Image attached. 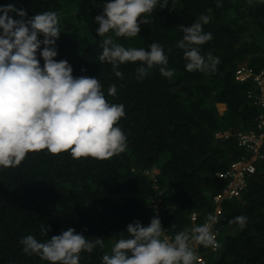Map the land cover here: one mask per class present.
I'll list each match as a JSON object with an SVG mask.
<instances>
[{
	"label": "trees",
	"instance_id": "obj_1",
	"mask_svg": "<svg viewBox=\"0 0 264 264\" xmlns=\"http://www.w3.org/2000/svg\"><path fill=\"white\" fill-rule=\"evenodd\" d=\"M104 2L0 0V5L23 8L28 17L58 13L62 33L55 59L67 60L76 77L98 78L106 100L124 105L125 116L118 123L127 137L124 152L103 160L73 159L68 151L51 154L45 149L30 152L16 167L0 168V264H49L25 254L20 239L31 234L45 241L69 227L86 238L104 240V248L82 252L80 259V264H102L103 254H110L114 242L127 235L129 223L139 220L147 226L157 217L156 199L158 218L171 239L215 215L214 197L230 182L222 174L254 155L239 146L238 135L258 130L260 90L252 79L238 81L236 72L244 63L255 74L264 71V3L161 0L139 35L114 37L125 47L150 50L153 42L164 47L174 77L153 68L139 80V62L121 65V79L110 64L99 61L102 38L95 31V17L102 14ZM201 15L209 17L203 30L212 34L200 46L201 54L219 58L212 73L187 71L183 50L176 46L181 26H191ZM40 62L43 66L42 58ZM113 84L117 92L108 95ZM218 104L227 106L222 115ZM260 156L240 196L221 204L215 225L218 250L198 247L206 264H264V143ZM153 169L158 173L150 176ZM241 215L247 217L244 228L232 222Z\"/></svg>",
	"mask_w": 264,
	"mask_h": 264
},
{
	"label": "clouds",
	"instance_id": "obj_2",
	"mask_svg": "<svg viewBox=\"0 0 264 264\" xmlns=\"http://www.w3.org/2000/svg\"><path fill=\"white\" fill-rule=\"evenodd\" d=\"M160 2L107 0L102 14L95 17V31L102 38L99 61L110 64L116 77L123 79L119 68L130 62H139V80L153 68L164 77H174L161 44L153 42L146 50L125 47L114 39L139 35L141 24L149 23V14ZM208 22L209 17L201 15L191 26H181L183 35L176 46L183 50L187 71H216L219 58L210 53L205 57L200 51L212 39L203 30ZM61 33L56 11L28 17L15 4L0 5V168L16 167L30 152L45 149L51 154L68 151L73 159L103 160L127 148V137L118 123L125 116L124 105L106 100L98 78L76 77L67 60L55 59ZM116 92V85H110L108 95ZM246 221L241 215L232 222L244 228ZM216 222L217 216L210 213L203 224H193L169 239L158 217L151 218L147 226L136 220L127 225V235L114 242L110 254H103L102 264H197L196 246L219 247L213 232ZM41 233L47 234L46 228ZM19 243L25 254L49 264H80L82 252L105 246L102 238H86L71 227L45 241L29 234Z\"/></svg>",
	"mask_w": 264,
	"mask_h": 264
},
{
	"label": "built area",
	"instance_id": "obj_3",
	"mask_svg": "<svg viewBox=\"0 0 264 264\" xmlns=\"http://www.w3.org/2000/svg\"><path fill=\"white\" fill-rule=\"evenodd\" d=\"M236 79L238 81L244 82L248 79H252L260 90V94L257 97L258 102L257 104L262 109V114L258 117V130L255 132H248V133H239V146L244 147L246 150H249L254 155L249 159H241L239 161L234 162L230 166V170L225 174H222L224 178L230 179V182L227 188L219 195L214 197V203L216 204L217 208L215 210V215L217 216L218 223V216L222 212L221 204L226 199H233L240 196L241 192L247 186V177L253 175L256 172V164L259 162L260 156V149L264 143V71L258 74H255L253 70L249 69L248 65L243 64L239 67L236 72ZM155 214L157 217L159 216V200H155ZM192 222L197 221L196 213L191 215ZM215 224V225H216ZM213 226V232L215 234V238L218 241L219 231L216 226ZM170 239V238H169ZM219 244V242H218ZM219 247L213 249L212 251L218 250ZM198 250V248H197ZM198 261L197 264H206V259L197 253Z\"/></svg>",
	"mask_w": 264,
	"mask_h": 264
},
{
	"label": "rangeland",
	"instance_id": "obj_4",
	"mask_svg": "<svg viewBox=\"0 0 264 264\" xmlns=\"http://www.w3.org/2000/svg\"><path fill=\"white\" fill-rule=\"evenodd\" d=\"M244 64H246V63H244ZM217 108H218V111H219V113L222 115V114H224L226 111H227V106H225V105H222V104H218L217 105ZM158 173V171L156 170V169H153V171L152 172H150V176H153L154 174H157ZM156 215V214H155ZM157 216V215H156ZM199 246H196V252H197V248H198Z\"/></svg>",
	"mask_w": 264,
	"mask_h": 264
},
{
	"label": "crops",
	"instance_id": "obj_5",
	"mask_svg": "<svg viewBox=\"0 0 264 264\" xmlns=\"http://www.w3.org/2000/svg\"><path fill=\"white\" fill-rule=\"evenodd\" d=\"M226 106V105H225Z\"/></svg>",
	"mask_w": 264,
	"mask_h": 264
}]
</instances>
